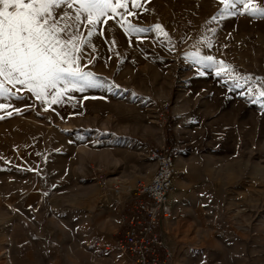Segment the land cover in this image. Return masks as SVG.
Returning <instances> with one entry per match:
<instances>
[{"label": "rangeland", "instance_id": "rangeland-1", "mask_svg": "<svg viewBox=\"0 0 264 264\" xmlns=\"http://www.w3.org/2000/svg\"><path fill=\"white\" fill-rule=\"evenodd\" d=\"M234 2L129 0L134 15L109 13L91 37L80 28L79 66L101 87L40 100L7 86L0 264H131L117 245L123 219L156 154H178L174 135L205 199L183 203L172 264H264V18L243 3L225 11ZM103 182L131 192L116 203Z\"/></svg>", "mask_w": 264, "mask_h": 264}, {"label": "snow or ice", "instance_id": "snow-or-ice-1", "mask_svg": "<svg viewBox=\"0 0 264 264\" xmlns=\"http://www.w3.org/2000/svg\"><path fill=\"white\" fill-rule=\"evenodd\" d=\"M236 3L244 4L247 15L264 18V7L251 0L225 3V11L235 8ZM128 6L129 0H0V96L14 95L8 85H20L40 100L60 87L72 86L80 91L101 87L91 72L79 66L81 44L87 43L80 36V28L90 26L91 37L98 23H106L102 18L109 13L121 18L125 13L134 15ZM131 7L142 5L131 0ZM128 30L143 29L129 23ZM204 59L213 61L210 56ZM60 95L56 91L51 103H56ZM260 95L264 96V91Z\"/></svg>", "mask_w": 264, "mask_h": 264}, {"label": "built area", "instance_id": "built-area-1", "mask_svg": "<svg viewBox=\"0 0 264 264\" xmlns=\"http://www.w3.org/2000/svg\"><path fill=\"white\" fill-rule=\"evenodd\" d=\"M156 169L148 181L135 187L132 205L127 208L118 247L129 257L131 264H172L173 255L165 248L160 227L171 215L170 199L175 191L177 167L174 156L163 147L155 156ZM103 189L121 203L131 192L121 184ZM88 247H99L98 242H88Z\"/></svg>", "mask_w": 264, "mask_h": 264}, {"label": "crops", "instance_id": "crops-1", "mask_svg": "<svg viewBox=\"0 0 264 264\" xmlns=\"http://www.w3.org/2000/svg\"><path fill=\"white\" fill-rule=\"evenodd\" d=\"M170 133L172 135V129L170 130ZM168 141L172 145L170 148L179 149L178 154L174 156V158L176 167L180 172H182L183 176L179 182L176 181L177 194L175 197L172 196V200H170L173 223L169 222L168 219H165L160 227V233L162 235L165 248L170 251L176 248L175 238L173 235L178 232V221L180 218L186 217L184 214L187 213V211L183 210V207H185L183 203L196 202L205 199L202 198V194L205 195V190L202 189L201 184L193 177V168L189 163V157L191 154L189 149H186L184 143L180 144L176 135L169 137Z\"/></svg>", "mask_w": 264, "mask_h": 264}, {"label": "trees", "instance_id": "trees-1", "mask_svg": "<svg viewBox=\"0 0 264 264\" xmlns=\"http://www.w3.org/2000/svg\"><path fill=\"white\" fill-rule=\"evenodd\" d=\"M166 145H168L169 147L172 146L171 143L168 141V139L166 141Z\"/></svg>", "mask_w": 264, "mask_h": 264}, {"label": "bare ground", "instance_id": "bare-ground-1", "mask_svg": "<svg viewBox=\"0 0 264 264\" xmlns=\"http://www.w3.org/2000/svg\"><path fill=\"white\" fill-rule=\"evenodd\" d=\"M177 175V174H176ZM175 179H176V176H175ZM174 179V184L176 183V180ZM175 193H173V195H174ZM172 197V196H171ZM170 200H172V198L170 199Z\"/></svg>", "mask_w": 264, "mask_h": 264}]
</instances>
